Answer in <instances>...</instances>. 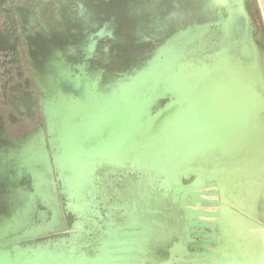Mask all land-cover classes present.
Instances as JSON below:
<instances>
[{"label": "water", "instance_id": "obj_1", "mask_svg": "<svg viewBox=\"0 0 264 264\" xmlns=\"http://www.w3.org/2000/svg\"><path fill=\"white\" fill-rule=\"evenodd\" d=\"M245 2L236 0L228 14L230 31L240 37L194 50L189 60H181L183 48L164 56L161 87L150 95L165 101L146 116L123 114L147 102L136 105L126 88L93 92L82 85L74 97L70 87L87 77H71L56 55L40 63L36 82L57 98L48 142L58 143V152L50 154L39 130L20 141L17 153L0 158V264H264V246L255 247L257 238L264 240V30L257 32ZM220 3L209 1L205 15ZM100 162L123 175L146 174L147 181L128 202L106 206L104 230L90 247L87 241L59 251L24 245L74 232L63 219L55 180L66 194V212L77 214L75 193L85 180L92 184ZM155 183L164 190L156 192ZM81 227L75 220L70 230Z\"/></svg>", "mask_w": 264, "mask_h": 264}, {"label": "flooded vegetation", "instance_id": "obj_2", "mask_svg": "<svg viewBox=\"0 0 264 264\" xmlns=\"http://www.w3.org/2000/svg\"><path fill=\"white\" fill-rule=\"evenodd\" d=\"M209 1L0 0V158L17 153L20 141L29 135H39V130L50 154L58 152V143L48 142L54 137L49 116L53 115L51 103L57 98L42 92L36 82L40 63L50 55L68 64L71 77H87L70 87L72 96H77L76 90L82 85L93 88V92L101 86L116 93L126 88L136 105L145 99L147 102L138 104V111L124 115L142 117L148 111H158L165 100L150 93L151 89L161 87L162 78H158L157 70L166 54L173 56L171 53L183 48L185 55L181 60H189L194 50H208L231 35L240 37L229 29L234 19L228 18V14L238 7L236 0H221L208 18L204 11ZM245 5L255 21L251 2L246 0ZM224 24L227 36L223 34ZM184 39L189 43L182 44ZM84 57L89 62L83 61ZM57 70L61 78L65 70L62 67ZM137 70L142 73L134 78ZM98 72L104 79H99ZM131 82L136 84L133 89ZM66 83L64 78L57 86L59 90H64ZM64 100L71 101L69 97ZM94 166L97 171L93 185L85 180L72 200L73 205L82 209L77 214L66 212V194L55 180L57 171L52 167L63 219L68 231L74 232L49 234L25 241L24 245L43 244L59 251L87 241L90 247L96 234L104 230L106 206H119L121 199L128 202L133 188L148 178L143 173L127 176L114 172L105 162ZM154 188L156 192L164 190L157 183ZM115 207L110 213L117 212ZM75 220L83 226L78 232L70 230Z\"/></svg>", "mask_w": 264, "mask_h": 264}, {"label": "rangeland", "instance_id": "obj_3", "mask_svg": "<svg viewBox=\"0 0 264 264\" xmlns=\"http://www.w3.org/2000/svg\"><path fill=\"white\" fill-rule=\"evenodd\" d=\"M256 7H257L258 13H259L260 18H261L262 27L264 29V0H256ZM251 9L253 10L254 6H252ZM253 230H255V229H252V231ZM257 230H259V229H257Z\"/></svg>", "mask_w": 264, "mask_h": 264}, {"label": "trees", "instance_id": "obj_4", "mask_svg": "<svg viewBox=\"0 0 264 264\" xmlns=\"http://www.w3.org/2000/svg\"><path fill=\"white\" fill-rule=\"evenodd\" d=\"M254 6V9H253V17L255 19V23H256V26H257V29L258 30H264L263 27H262V24H261V18H260V15L258 13V10H257V7H256V0H253L251 2V7ZM260 26V27H259Z\"/></svg>", "mask_w": 264, "mask_h": 264}, {"label": "crops", "instance_id": "obj_5", "mask_svg": "<svg viewBox=\"0 0 264 264\" xmlns=\"http://www.w3.org/2000/svg\"><path fill=\"white\" fill-rule=\"evenodd\" d=\"M252 229H255V230H257V229H259V231H261L262 230V228H260V227H252L251 229H250V232H252ZM255 230H253V231H255ZM260 242L259 240H258V238L255 240V245H256V242ZM249 245V243L248 242H246V246H248ZM256 248H257V250L258 251H261V248H262V245H259L258 244V246L256 245L255 246ZM258 262V261H257Z\"/></svg>", "mask_w": 264, "mask_h": 264}, {"label": "bare ground", "instance_id": "obj_6", "mask_svg": "<svg viewBox=\"0 0 264 264\" xmlns=\"http://www.w3.org/2000/svg\"><path fill=\"white\" fill-rule=\"evenodd\" d=\"M215 197V196H214ZM214 197H207V198H210V199H212V198H214ZM211 210H214V208H211ZM255 232L256 233H258L259 232V230H255ZM260 232H262V230L260 231ZM258 240L260 241V242H256V245L258 246V244L259 245H262V248H263V246H264V240L262 239V238H258ZM246 242H248V241H245V244H246ZM262 248H261V250H262Z\"/></svg>", "mask_w": 264, "mask_h": 264}]
</instances>
